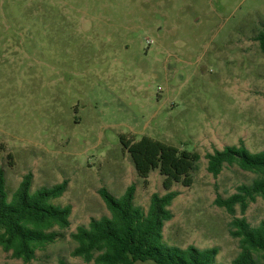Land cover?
I'll return each instance as SVG.
<instances>
[{"label": "rangeland", "instance_id": "rangeland-1", "mask_svg": "<svg viewBox=\"0 0 264 264\" xmlns=\"http://www.w3.org/2000/svg\"><path fill=\"white\" fill-rule=\"evenodd\" d=\"M264 0H0V172L9 199L24 177L31 192L63 181L54 205L70 227L30 263L0 247V264L86 263L72 234L110 216L99 191L135 187L147 211L163 177L138 176L120 138L148 136L198 153L191 187L176 184L164 226L168 246L240 252L232 223L264 221V199L243 213L219 205L256 175L227 166L215 177L206 155L243 142L264 150ZM151 264V263H138Z\"/></svg>", "mask_w": 264, "mask_h": 264}, {"label": "trees", "instance_id": "trees-1", "mask_svg": "<svg viewBox=\"0 0 264 264\" xmlns=\"http://www.w3.org/2000/svg\"><path fill=\"white\" fill-rule=\"evenodd\" d=\"M257 40L264 52V30ZM120 142L144 182L153 171H159L166 194H154L148 210L144 211L134 204V186L120 198L105 188L100 189L110 216L92 219L88 226L72 234L76 246L71 255L94 264H218V248L201 250L190 246L183 249L164 242V226L173 218L170 207L178 196L172 189L176 184L193 185L200 155L148 136L140 140L121 136ZM3 150L0 145V152ZM205 158L207 171L215 177L227 166L256 175L250 184L239 186L236 194L219 201L221 207L234 214L235 206L240 205L244 213L257 197L264 199V150L252 153L240 142L238 146L208 153ZM67 185L65 180L32 193L31 175H27L9 199L4 174L0 172V247L11 252L15 259L30 263L38 251L53 244L59 238L55 229L66 230L71 225V206L52 203L64 194ZM232 226L231 234L239 239L240 246L232 264H264V221L253 227L245 218L235 219ZM59 264L68 263L60 260Z\"/></svg>", "mask_w": 264, "mask_h": 264}]
</instances>
